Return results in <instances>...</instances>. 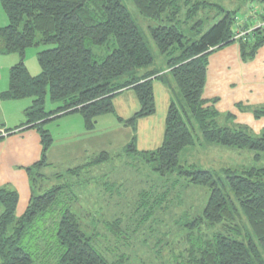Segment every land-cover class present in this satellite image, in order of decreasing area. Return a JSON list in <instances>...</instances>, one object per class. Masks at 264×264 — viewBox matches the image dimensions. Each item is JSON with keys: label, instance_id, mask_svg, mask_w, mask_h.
I'll use <instances>...</instances> for the list:
<instances>
[{"label": "trees", "instance_id": "1", "mask_svg": "<svg viewBox=\"0 0 264 264\" xmlns=\"http://www.w3.org/2000/svg\"><path fill=\"white\" fill-rule=\"evenodd\" d=\"M131 2L140 16L163 22L150 28L149 35L161 55L177 53L168 59L167 73L185 105L178 108L170 102L162 142L153 151L136 149L135 129L139 120L155 114L153 81L165 82L166 73L141 71L150 67L154 59L122 0H0L8 22L0 28V56H19V62L9 70L8 88L0 93V102L31 101L25 110L24 124L6 132L9 136L22 128L35 129L42 148L40 161L26 169L28 176L49 166L46 153L53 139L45 129L47 123L76 113L81 116L85 130L92 131L99 117L115 113L114 98L131 90L139 110L125 121L117 119L133 130L123 153L142 156L152 173L165 182L172 181L170 186L158 185L161 192H157V203L160 205L167 193H174L182 179L208 189L201 212L192 217L186 214L182 222H177L188 229L184 248L178 242L182 262L264 264V168L243 166L240 170L228 168L217 174L179 164V155L195 144L197 132L202 142L248 150L255 161L261 160L264 130L260 137L252 138L240 129L217 123L218 114L205 107L208 102L202 94L209 55L239 41L241 59L250 60L264 45V31L256 29L233 39L236 21L241 17L204 0ZM210 7L217 10L213 17L220 19L202 33L201 26L207 20L203 17ZM182 22L191 23L190 30L196 38L183 35L178 27ZM40 45L51 48L37 54L40 73L31 76L24 63L25 51ZM97 47L109 51L102 61L96 60L93 53ZM47 97L52 104H58L54 110H45ZM254 115L264 117V106L255 109ZM108 157V153L101 152L91 164ZM65 188L55 186L39 195L31 191L27 208L18 218L15 217L17 192L0 189V264H125L126 253L119 254L123 259L112 254L126 244L124 236L129 230L125 231L121 220L99 224L90 213L82 215L81 223L68 200H61ZM150 197L144 194V201L137 209L150 211L146 206ZM202 228L210 229L211 233L205 234ZM170 234L165 232L163 236Z\"/></svg>", "mask_w": 264, "mask_h": 264}, {"label": "rangeland", "instance_id": "2", "mask_svg": "<svg viewBox=\"0 0 264 264\" xmlns=\"http://www.w3.org/2000/svg\"><path fill=\"white\" fill-rule=\"evenodd\" d=\"M122 1L137 24L154 59L150 67L143 68L141 71L153 70L166 73L165 82L153 81L155 116L148 117L150 119L144 120L142 124L140 122L135 133L137 150L150 151L158 148L162 142L168 108L167 100L170 99L178 108L185 106L172 76L167 73L168 59L170 56H177V53H172L170 56L161 55L150 38L149 29L162 25L163 22L140 16L131 0ZM204 1L220 6L224 12L234 11L239 17L244 16L247 8L251 5L259 8L264 7V2H260L261 0ZM216 11L214 7H210L205 16H202L203 18L207 17L201 26L202 33L209 30L220 19V17H213L216 16ZM7 23V18L0 7V28L5 27ZM178 27L185 37L196 38L193 35L194 31L190 30L191 23L185 25L182 22L178 24ZM39 38L37 35V39ZM112 44L113 41L111 40L109 45ZM231 47L237 49L240 61L246 64L244 67L246 70L242 73L243 76L239 77L234 74L235 68L229 60L219 59L216 72L215 68L213 70L215 72L214 78L224 82H215L219 85H225L227 88L218 90L217 97L213 99L202 98L208 102L205 107L215 110L218 114L217 123L229 128L240 129L241 132L252 138H258L264 130V117H255L254 110H260L264 106V45L258 50L254 58L247 61H243L240 57L239 41L223 46L212 54L223 49L228 50ZM49 48L51 47L40 45L25 51L24 63L31 76H37L40 73L37 54ZM93 53L96 60L102 61L109 51L106 47H97L93 48ZM0 59L6 65H0L2 68L0 70L1 79H4V87H8L9 70L19 62V56L10 54L0 56ZM210 61L211 58L210 60L207 59V70L211 66ZM36 69H38L37 73L35 72ZM131 95L118 98L114 102L116 116L115 114H108L99 117L97 126L92 132H84L85 128L79 114L78 116L74 114L69 118H63V120L57 119L47 124L45 129L49 130L53 139L48 157L50 164L41 168L40 171H33L31 177L28 176L26 169L31 168L32 165L25 167L22 170L27 178L25 185L29 184V189L35 191L36 195L43 194L55 186L66 187L63 190L61 200H68L67 202L75 214L79 216L81 223L84 222L81 219L82 215H88V213L91 214V217L92 215L96 216L99 224L105 220L110 222L121 220L125 231L129 230L124 236V239L127 238V242L124 246L115 249L112 255H115L114 258L116 259L119 257L123 259L122 255L119 254L126 253L127 261L125 264H184L180 252L188 229L178 226L177 222L179 220L182 222L186 214L192 217V215L201 212L208 196V189L187 184L182 179L174 193H167L166 197L162 198V203L160 205L157 203V192H161L158 185L166 183L170 186L172 181L165 182V179L161 180L162 178L157 174L152 173L149 164L144 161L142 156H127L123 153V149L130 141L132 134L125 127L124 122L119 123L115 117L121 116V119L125 121L139 110L134 94ZM29 101H4L0 104L2 107L0 108L1 137L8 136L6 131L13 130L9 129L10 125L6 124H15L16 120L21 122V118L25 122V115L23 117L19 108L29 105ZM57 106L58 104H52L49 98H46V111L54 110ZM231 106L233 109L227 110V107ZM13 135L10 134L9 137ZM4 139H0V144ZM155 140H159L158 145H156ZM101 152L110 155L108 160L91 164L92 159ZM261 157L260 161H255L253 153L248 150L207 144L200 140L199 132H197L195 144L186 148L179 155V164L182 166L187 164L194 166L197 170H210L221 174L228 168L233 170H240L243 166L264 168V153L261 154ZM9 174L4 173L0 167V189L19 190V204L15 211V217L18 218L27 208V195L23 197L25 193L24 182L21 180L8 178L11 181L7 182ZM38 174H42V176L38 177ZM29 177L34 180V183H31ZM155 183L156 185H154ZM144 194L151 196L146 205L150 211L140 210L141 207L137 209L141 205L140 203L144 201ZM175 195H179V197L176 198ZM1 213L2 207L0 205ZM202 229L205 234L211 233L210 229ZM165 232L171 234L165 237L163 236Z\"/></svg>", "mask_w": 264, "mask_h": 264}, {"label": "crops", "instance_id": "3", "mask_svg": "<svg viewBox=\"0 0 264 264\" xmlns=\"http://www.w3.org/2000/svg\"><path fill=\"white\" fill-rule=\"evenodd\" d=\"M210 58H211V61H210L211 66L208 69L209 71L207 70V73H206V80H205V85H204L203 94H202V97H204L207 100H210V99L217 97V91L218 90H222V89L227 88V86L219 85V84H216V82H215V81L222 82V83L224 82V81H218L214 78L219 59L229 60L231 65H233V67L235 68L234 74L236 76L242 77L243 76L242 73L245 72V70H246V68H244L246 66V64H243L240 61L239 52L237 51V49L235 47H231L228 50H225V49L220 50V51H218V53L210 55L208 59L210 60ZM0 65L6 66L5 62L2 59H0ZM7 67H9V66H7ZM214 68H215V72H213ZM1 69L2 68H0V70ZM36 71L38 72V69H36L35 72ZM3 75H4V73H3ZM3 75H2V77H3ZM7 88L8 87H4V79L3 80L1 79V72H0V93L6 91ZM129 94L131 95L134 93L131 90H126V91L121 92L118 96H116L114 98L113 104L118 98H120L122 96H127ZM134 98H135V95H134ZM25 100H28V99H25ZM135 100H136V98H135ZM237 100H239V99H237ZM263 100H264V98H263ZM170 102H171V100L168 99L167 100V107L170 104ZM1 103L2 102H0V104ZM30 105H31V101H29V105L22 106V107H20L21 109L19 108V110H21V113L23 114V117L25 114V110ZM138 107H139V105H138ZM0 108H2V107H0ZM114 108H115V104H114ZM230 108L232 110L233 106L227 107V110ZM114 114L116 116V111ZM66 116L67 117L62 116L59 119L63 120V118H69L71 116H74V114H71L70 116L69 115H66ZM75 116H78V114L75 113ZM154 116H155V114L152 117H154ZM152 117H150V118H152ZM115 118L118 119V118H121V116H117ZM150 118H145V119L139 120L136 124L135 130L137 131V128H138L140 122L142 124V122L144 120H149ZM20 121L21 122H17V120H16L17 123L15 122V124H6V125H10L9 126L10 128L8 127L9 129H15V128L19 127L20 125L24 124V121L22 120V118L20 119ZM53 121H55V120H53ZM53 121H51V122H53ZM51 122H49V123H51ZM49 123H47V124H49ZM96 126H97V124H96ZM125 127L131 131V134L133 136V130L130 127H127V126H125ZM145 127H147V126H145ZM84 132L88 133V131H86L85 129H84ZM4 138H5L4 141L0 144V167L3 169L4 173L5 172L10 173L7 176V182L11 181L8 178H13V179L17 178L18 180H21L22 182H24L23 189H24L25 193L23 194V197H26V195H27V204H28L30 196H31V190L29 189V184H27V186L25 185L27 178L25 177V173H23L22 170L25 167H28V166L33 165V164L37 163L38 161H40L41 153H42V148H41V144H40V137H39V135L35 129H24V128H22L21 130H18L17 132H15L12 137L6 136ZM155 141H156V145H158L159 140H155ZM136 149H137V138H136ZM49 150L46 153V160H47L48 164H50V162H48ZM150 151H153V150H150ZM140 152H143V151H140ZM12 183H14V182L12 181ZM15 191L18 194V204H19L20 192H19V190H16V189H15ZM18 204H17V206H18Z\"/></svg>", "mask_w": 264, "mask_h": 264}, {"label": "built area", "instance_id": "4", "mask_svg": "<svg viewBox=\"0 0 264 264\" xmlns=\"http://www.w3.org/2000/svg\"><path fill=\"white\" fill-rule=\"evenodd\" d=\"M250 9L246 16H242L236 21V31L233 39L251 34L256 29L264 31V20L259 19L261 16L264 17V7L252 6Z\"/></svg>", "mask_w": 264, "mask_h": 264}]
</instances>
